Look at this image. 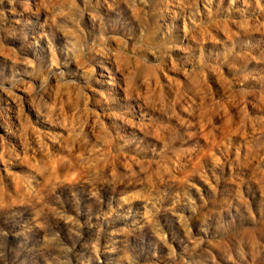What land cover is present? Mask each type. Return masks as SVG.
I'll use <instances>...</instances> for the list:
<instances>
[{
  "label": "clouds",
  "instance_id": "obj_1",
  "mask_svg": "<svg viewBox=\"0 0 264 264\" xmlns=\"http://www.w3.org/2000/svg\"><path fill=\"white\" fill-rule=\"evenodd\" d=\"M109 2L39 0L34 15L46 11L45 23L50 21L52 35L59 32L68 38L63 50L69 62L62 71L55 52L53 64L44 70L33 59L19 57L16 49L9 48L0 37V56L7 53L29 75L39 74L41 88L49 84L53 69L61 79L82 80L74 83V99L77 115L84 117L68 143V156L62 158L73 166L81 165L69 184L63 180L44 184L50 172L47 160L56 158L53 154L58 151L53 144L50 150L43 149L46 158L39 152L27 159L11 154L30 166L17 179L16 192L11 194L5 183V173L11 175V160L0 151V164H4L0 170V264H104L99 240L89 245L85 238L86 224L82 221L93 214L110 225L105 231L110 241L107 264H264V212L257 221L248 202L245 206L256 222L245 227L237 224L236 218L242 215L237 203L229 204L219 216L215 211L224 208L217 197L220 180L235 175L236 162L227 158L226 150L211 154L213 179L202 177L210 191L199 185L194 172L185 173L182 189L172 187L170 181L173 174L186 168L187 156L199 151L196 122L206 130L216 122L218 113L213 114L209 108L210 102L218 107L220 90L215 86V76L221 77L230 97L242 95L235 91L229 76L244 57V49L251 48V42L243 37L264 31V0H228L227 16L221 21L217 16L223 11L214 10V0H204L207 15L196 9L193 23L186 22L183 35L177 30L166 31V17L157 15L170 0H121L134 8L135 23L123 19L118 5L105 15L104 7ZM16 4L17 0H0V32L4 31L6 9L15 11ZM25 11L32 12L27 0ZM98 23L100 36L96 35ZM218 24L224 25L227 40L212 35ZM228 24L235 25L236 31L227 28ZM25 27L35 25L29 19ZM196 32H202L212 47L201 44L194 48L189 37ZM73 59L80 68L77 74L73 73ZM113 59L119 75L109 67ZM257 63L261 61L257 59ZM100 68H105L107 75H102ZM120 75L126 85L124 97L115 87L122 83ZM106 79L113 85L111 89L104 88ZM149 80L155 87L145 97L143 85ZM20 83L29 96L38 91L35 83ZM55 86L58 90L63 87L59 80ZM0 93L16 95L12 88L4 87L3 80ZM93 94L103 101L101 111L94 110ZM242 105L240 100L239 120L234 115L232 123L238 124L248 142V163L264 164V143L257 135L264 128V117L251 116ZM88 117L95 120L92 127L100 147L85 131ZM24 152H30L28 143ZM77 154L79 160L73 161ZM229 164L233 165L231 173L226 170ZM133 190L138 195H130ZM177 191L181 192L180 199L169 209ZM86 198L96 202L92 212L84 210ZM239 199L245 203L242 194ZM71 200L78 202L76 212L69 210ZM46 205L55 206L54 216L47 212ZM33 210H39L35 219ZM92 227L89 222V230Z\"/></svg>",
  "mask_w": 264,
  "mask_h": 264
},
{
  "label": "rangeland",
  "instance_id": "obj_2",
  "mask_svg": "<svg viewBox=\"0 0 264 264\" xmlns=\"http://www.w3.org/2000/svg\"><path fill=\"white\" fill-rule=\"evenodd\" d=\"M27 3L32 8V12L25 11V0H17L15 11L6 9L7 19L3 25V32H0V37H4L9 48H15L19 57L29 58L36 61L38 68L47 70L53 64V53L55 52V59L59 61V70L68 64L69 57L64 53L63 45L67 43L68 38L64 37L62 33L57 32L55 36L52 35L50 21L48 20L47 12L41 10L37 12L39 0H27ZM122 10L123 19L132 23L136 22L135 11L128 3H123L121 0H115V4L110 0L109 4H105L104 14L107 15L112 6H117ZM159 7V6H158ZM228 0H214V10L219 8L223 11V15L217 16V20H224L227 16ZM196 9L206 16L204 8V0H170L167 8L163 11L157 12V15L166 17L165 29L166 31L177 30L181 34L186 33L187 25L193 22L191 17ZM31 19L35 27H25L26 22ZM227 28L236 31L235 25L228 24ZM48 35H44V33ZM101 25L97 24L96 35L100 36ZM212 35H218L227 40V31L224 25L218 24ZM251 42V48L244 49V57L236 62L235 68L232 70L229 79L234 81V88L237 93L242 95L235 99L230 97L225 91V85L221 82L220 76H215V86L220 90L219 97H217L218 107L209 103V108L213 114H217L216 122L211 129H205V126L199 121L196 122V128L199 135L196 137L200 144L199 151L195 154H189L185 161L186 168L170 177L171 186L177 189L184 187L183 180L186 172H194L195 180L204 188L206 192L208 189L203 176L213 179L212 168L214 162L212 153L219 155L222 151L227 152V158L230 161L236 162L235 175L229 174L220 180L218 184L217 197L224 208L216 209V214L219 216L233 202L237 203L240 208L241 216H238L237 224L245 227H251L256 221L249 215L246 204L251 202L252 211L258 221L264 212V164L258 162L248 163L249 159V145L244 139V133L239 132L238 124L233 125L232 118L235 115L237 121L239 120V108L237 104L240 100L243 101L248 113L259 119L264 117V31H253L243 37ZM210 39V37H209ZM189 41L194 48H199L201 44L205 47L211 48L210 43H206L205 36L202 32H196L189 37ZM239 51V49H238ZM255 58V59H254ZM257 59L261 63H257ZM73 73L80 72V68L76 61L71 60ZM112 67L119 75V69L116 67V61L113 59ZM102 75H107L105 68L98 69ZM56 69L48 75L49 84L41 88V77L39 74L29 75L24 71L23 65H17L13 59H10L8 54L0 56V80H3L5 88H12L15 96H8L0 93V138H3L0 144V151L5 153V159L11 160L8 166V171L5 173V183L11 194L16 192V181L30 166L25 162H21L11 154L15 153L19 156H24L25 159L36 157L37 152L40 157H45L43 149H51L53 144L57 145L58 151L53 155L54 159H48L47 164L50 169L49 176L45 178L44 184L51 182L55 185L58 181L63 180L65 184H69L71 178L80 169L81 165L76 163H66L63 157L68 156V143L72 138L73 131L77 128L78 123L84 117L77 115V104L75 102V87L74 83H82V80L72 81L67 76L63 79L59 78L55 73ZM227 71V69H225ZM246 77H251L246 79ZM60 81L63 85L62 89L56 88V82ZM20 81L28 83H35L38 91L29 96L24 91V84ZM121 84H117L119 94L126 96V85L123 84L124 77L120 75ZM171 87V82L169 80ZM180 81H176V87L179 88ZM112 84L105 80V89H111ZM155 87L152 81H148L143 85V93L145 97L149 94V89ZM103 90V89H102ZM140 93L137 92V96ZM17 97L20 99L18 100ZM222 98V99H221ZM94 110L101 111L103 101L98 95L93 94ZM203 103V99L201 100ZM139 107V106H137ZM95 120L92 117L87 118L85 131L88 133L93 144H96V131L93 130ZM98 131V130H97ZM249 133L251 128L247 129ZM259 141L264 143V128L258 130ZM62 141V145L60 144ZM28 143L30 152L25 154L24 145ZM97 147L101 145L96 144ZM91 152V147L89 148ZM191 152V150H189ZM264 155V154H262ZM46 158V157H45ZM79 154L72 157L73 161H78ZM243 160V163H241ZM125 164L127 161L124 162ZM123 167V165H122ZM135 167V166H134ZM4 168V164H0V170ZM233 165L229 164L226 170L231 173ZM218 174V173H217ZM215 182V181H214ZM195 192V190H192ZM243 195L244 204L240 203V196ZM130 195L136 196L138 193L133 190ZM176 199L172 200L168 207L172 209L176 206L180 199L181 192L174 193ZM111 199V197H109ZM40 204V200H36ZM94 199H85V212H92L95 205ZM78 202L71 200L69 202V210L77 211ZM48 213L55 215L56 208L54 205L45 206ZM106 210V209H105ZM39 214V210H33V219ZM171 214V212H170ZM205 220L207 217L204 218ZM89 222L94 227L89 230ZM203 222V220H202ZM82 223L86 224L85 238L91 243L99 240L101 245L100 260L107 264L106 256L109 252V243L105 235L106 229L110 228L100 215L93 214L91 217H85ZM115 223V221H113ZM71 231L70 228L66 229ZM111 233L108 232V235ZM88 255L92 253L90 248L86 249ZM99 264V262H98Z\"/></svg>",
  "mask_w": 264,
  "mask_h": 264
}]
</instances>
